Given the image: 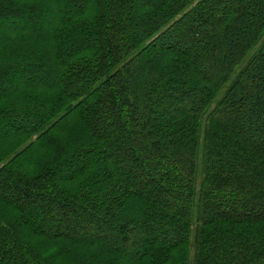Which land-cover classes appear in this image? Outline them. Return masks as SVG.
Listing matches in <instances>:
<instances>
[{
    "label": "trees",
    "instance_id": "obj_1",
    "mask_svg": "<svg viewBox=\"0 0 264 264\" xmlns=\"http://www.w3.org/2000/svg\"><path fill=\"white\" fill-rule=\"evenodd\" d=\"M4 207L0 264H264V0H0Z\"/></svg>",
    "mask_w": 264,
    "mask_h": 264
},
{
    "label": "rangeland",
    "instance_id": "obj_2",
    "mask_svg": "<svg viewBox=\"0 0 264 264\" xmlns=\"http://www.w3.org/2000/svg\"><path fill=\"white\" fill-rule=\"evenodd\" d=\"M0 209L3 212L9 211L5 207L0 208ZM65 252L67 253V256H65ZM65 252L61 253L60 250H55L52 252H47L46 255H47L48 259H50L51 261H53L54 263H57V264H79L78 261L81 259V254L74 252V251H69V250H66ZM50 255H52L53 257H51ZM191 255H193V251L191 252Z\"/></svg>",
    "mask_w": 264,
    "mask_h": 264
}]
</instances>
